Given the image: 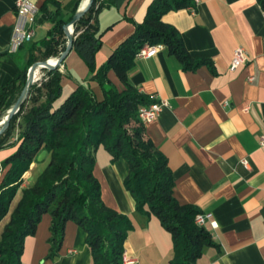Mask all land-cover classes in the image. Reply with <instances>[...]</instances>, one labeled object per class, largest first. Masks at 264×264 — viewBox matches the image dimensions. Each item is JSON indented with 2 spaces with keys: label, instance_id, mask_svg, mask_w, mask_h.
Instances as JSON below:
<instances>
[{
  "label": "crops",
  "instance_id": "0c3cea01",
  "mask_svg": "<svg viewBox=\"0 0 264 264\" xmlns=\"http://www.w3.org/2000/svg\"><path fill=\"white\" fill-rule=\"evenodd\" d=\"M16 1L0 0V86L22 71L31 44L46 37L52 10L66 18L75 3L29 0L36 9L30 27L16 13ZM151 2L127 0L98 11L97 66L143 21ZM161 20L176 29L191 57L206 62L185 68L161 45L150 57H135L126 79L152 101L167 102L156 120L145 125V133L166 157L177 201L209 215L204 226L214 244L202 248L196 263L264 264V147L259 145L264 135V0H196L192 7L166 11ZM29 30L31 39L18 42ZM237 46L245 48L248 61L232 70ZM61 66L63 96L78 83L87 85V66L72 49ZM251 75L254 79L248 81ZM64 76L70 79L64 81ZM107 77L124 89L112 69ZM91 87L101 97L100 88L93 83ZM11 151L0 150V160ZM32 170L24 174L23 186ZM128 172L125 159H112L98 147L94 175L102 201L132 224L124 241L123 255L131 261L126 264H170L171 234L155 215L136 210L124 186ZM5 221H0V233ZM50 224L51 216L44 213L34 233L24 237L20 264L92 263L86 232L72 220L65 223L57 254L49 257Z\"/></svg>",
  "mask_w": 264,
  "mask_h": 264
},
{
  "label": "trees",
  "instance_id": "16d2710c",
  "mask_svg": "<svg viewBox=\"0 0 264 264\" xmlns=\"http://www.w3.org/2000/svg\"><path fill=\"white\" fill-rule=\"evenodd\" d=\"M126 1L93 0L75 22L85 24L93 18L92 32L83 31L73 38L71 48L87 66V85L78 83L63 96L62 72L49 69L45 93L32 97L30 86L26 99L0 134V150L12 149L0 160V221L6 218L0 233V264H20L24 237L34 233L44 213L51 216L49 257L57 254L65 223L72 220L86 232L91 264H123L124 241L132 224L126 215L102 201L94 175L100 145L112 159L122 157L127 161L129 172L124 186L136 210L155 215L171 234L170 264H197L202 248L214 244L205 226L195 223L199 210L174 197L166 157L147 137L145 125L137 116L138 108L152 100L126 79L136 52L144 44L165 45L185 68L206 62L191 57L176 29L161 20L166 11L192 7L195 1L152 0L143 21L97 66L95 55L101 46L97 13L105 5L119 6ZM79 2L75 0L66 18L57 9L52 10L46 37L31 44L22 71L0 86V120L2 111L14 103L18 82L21 86L26 82L28 67L65 50L58 45L66 36L64 26L76 13ZM111 69L124 89L119 90L108 79ZM91 83L100 88L101 97ZM31 100L32 104L27 105ZM24 107L27 109L22 113ZM32 164L36 167L31 168ZM30 170L32 176L23 186L24 174Z\"/></svg>",
  "mask_w": 264,
  "mask_h": 264
},
{
  "label": "built area",
  "instance_id": "2783aa9c",
  "mask_svg": "<svg viewBox=\"0 0 264 264\" xmlns=\"http://www.w3.org/2000/svg\"><path fill=\"white\" fill-rule=\"evenodd\" d=\"M196 1V0H194ZM16 13L19 16H24L27 19L29 26L35 21L36 9L33 4L29 0H17L15 4ZM32 37V31L29 30L27 32H23L20 41L23 39L29 40ZM161 48V44H144L139 50L136 52L135 57L138 58H147L152 56L154 53L159 51ZM248 61L247 52L243 46H237L233 52V56L230 62V69L234 70L238 68L240 65L245 64ZM254 76L251 75L248 77V81H252ZM164 106H167V102L165 100H153L147 105H142L138 108L137 116L141 120V122L146 125L148 123L153 122L158 117L160 111ZM259 145L264 147V135L259 137ZM242 163L246 164L245 160H242ZM208 214L197 213L195 215V223L204 226L206 220L208 219ZM123 264L130 263L131 261L126 257L122 256Z\"/></svg>",
  "mask_w": 264,
  "mask_h": 264
},
{
  "label": "rangeland",
  "instance_id": "374dc122",
  "mask_svg": "<svg viewBox=\"0 0 264 264\" xmlns=\"http://www.w3.org/2000/svg\"><path fill=\"white\" fill-rule=\"evenodd\" d=\"M96 5L93 6V9L95 8ZM95 12L92 11L91 12V16H94ZM91 24H93V18L89 19L85 24H79V25H76V23L73 25L72 27V37L75 38L76 36H78L81 32H92V27H91ZM76 26L78 28H76ZM68 43V40L66 38V36H64V38L62 37L61 41H60V44L58 45L59 48H63L65 49L66 48V45ZM63 52V50L58 53L57 55H54V56H50L48 57L47 59L45 60H55L61 53ZM45 60H38L36 62H34V64L36 63H39V62H42V61H45ZM30 67H28L27 71H26V74L24 76V80L26 81V78H27V74L30 70ZM38 69V70H37ZM62 69V66L60 65L58 67V71L61 72L60 70ZM48 70L49 68H45V67H41V66H36V69L34 71V77H33V81L31 83V87H32V90H31V95L32 97H38L40 94H43L45 93L46 91V87H45V83L48 81L49 77L51 76L49 73H48ZM69 77L68 76H64V81L66 80H69L68 79ZM24 85H25V82L24 84L21 86L19 85V82H18V85H17V93L15 95V98H14V103L20 98L21 96V93L23 91V88H24ZM12 103L8 108H6L5 110L2 111L1 115H2V119L0 120V122L5 118V116L8 114V110L10 109V107L14 104ZM28 104H32V100L29 101L27 103ZM27 107H24L22 113L24 112V110H26ZM1 126V125H0ZM14 134V132H13ZM3 158V155L1 154V159ZM17 200V198L15 199ZM15 200L12 202V205L13 203H15ZM6 222V221H5Z\"/></svg>",
  "mask_w": 264,
  "mask_h": 264
},
{
  "label": "water",
  "instance_id": "95a60500",
  "mask_svg": "<svg viewBox=\"0 0 264 264\" xmlns=\"http://www.w3.org/2000/svg\"><path fill=\"white\" fill-rule=\"evenodd\" d=\"M93 0H87L86 4L82 6L72 17V19L64 26L66 38L68 40V43L66 45L65 50L54 60L51 62V60H45L36 64L31 65L30 70L27 74L26 82L23 88V91L21 93L20 98L10 107L8 110V114L5 116V118L0 122V134L5 130V128L8 125V122L10 118L18 111L20 105L24 102V100L27 97L28 90L31 86V83L33 81L34 77V71L36 69V66H41L45 68H58L61 64L68 52L72 48V31L69 29L82 15L83 13L91 6Z\"/></svg>",
  "mask_w": 264,
  "mask_h": 264
},
{
  "label": "bare ground",
  "instance_id": "6f19581e",
  "mask_svg": "<svg viewBox=\"0 0 264 264\" xmlns=\"http://www.w3.org/2000/svg\"><path fill=\"white\" fill-rule=\"evenodd\" d=\"M87 0H83L82 6H84L86 4ZM51 60V59H50ZM54 60H51V62ZM38 70V69H37Z\"/></svg>",
  "mask_w": 264,
  "mask_h": 264
}]
</instances>
